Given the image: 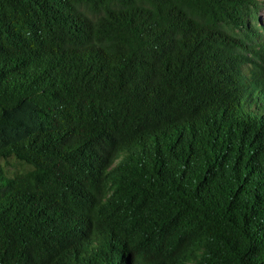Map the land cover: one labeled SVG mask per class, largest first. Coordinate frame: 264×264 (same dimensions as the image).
Segmentation results:
<instances>
[{"label": "trees", "instance_id": "16d2710c", "mask_svg": "<svg viewBox=\"0 0 264 264\" xmlns=\"http://www.w3.org/2000/svg\"><path fill=\"white\" fill-rule=\"evenodd\" d=\"M260 0H0V264H264Z\"/></svg>", "mask_w": 264, "mask_h": 264}, {"label": "rangeland", "instance_id": "374dc122", "mask_svg": "<svg viewBox=\"0 0 264 264\" xmlns=\"http://www.w3.org/2000/svg\"><path fill=\"white\" fill-rule=\"evenodd\" d=\"M263 3V7H264V0H260ZM260 25L264 28V8L261 10L260 12Z\"/></svg>", "mask_w": 264, "mask_h": 264}]
</instances>
